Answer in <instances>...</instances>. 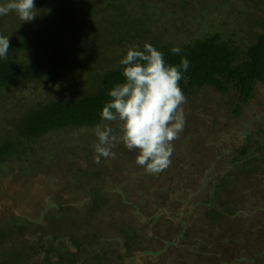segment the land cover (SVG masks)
<instances>
[{
  "label": "rangeland",
  "instance_id": "1",
  "mask_svg": "<svg viewBox=\"0 0 264 264\" xmlns=\"http://www.w3.org/2000/svg\"><path fill=\"white\" fill-rule=\"evenodd\" d=\"M169 1L178 5L180 2L148 0V5L161 10ZM201 1L205 2L203 6L188 10L189 19L184 18L182 28L180 23L178 29L162 24V30L175 43L220 31L224 36L236 33L237 44L243 46L249 43L250 32H254L250 22L258 20L264 25V0ZM263 30L260 25L255 28L257 32ZM74 78L69 76L62 89L45 85L36 91L26 90L25 94L30 99L57 98L61 92L66 95L77 89L78 79H82ZM218 98L210 88L186 98L185 126L174 141L171 164L158 174H150L139 166L138 152L129 151L123 143L112 148L113 155L100 157L97 162L96 128L62 131L24 144V154L0 165V222L32 223L24 236L32 248L28 252H32V259L26 264H48L45 251L38 248L33 252V248L42 241L41 237L46 249L54 242L49 234H41L49 219V226L64 238L66 250L76 251L69 234L84 238L88 232H96V242L103 243L107 256L100 262L92 260L86 264H264V168L257 185L243 183L239 189L230 188L227 194L234 215L224 217L216 228L222 235L219 245L223 251L213 252L206 246L210 244L211 231L205 220L208 192L225 172L231 171L232 160L238 154L235 150L250 134L251 141L264 143V134L256 138L257 127L264 130V84L239 118L219 110ZM105 124L118 129L117 122ZM186 134L188 138L184 140L182 136ZM201 184L206 186L203 191H199ZM97 190L107 198L106 205L89 217L91 194ZM59 207L66 212L57 214ZM185 220L189 237L181 234ZM121 223L125 226L117 228ZM122 229H129L134 237L128 246ZM170 240H179V245L182 243L190 251L185 255L187 259H174L169 248L163 250L165 241ZM201 243L206 245L200 246ZM11 246L8 240L0 242V258ZM195 254L205 256L199 258ZM50 255L52 264H58L56 255Z\"/></svg>",
  "mask_w": 264,
  "mask_h": 264
},
{
  "label": "trees",
  "instance_id": "2",
  "mask_svg": "<svg viewBox=\"0 0 264 264\" xmlns=\"http://www.w3.org/2000/svg\"><path fill=\"white\" fill-rule=\"evenodd\" d=\"M7 2L0 0V4ZM34 2L36 17L31 21L23 22L15 11L0 15V35L8 36L10 40L7 59L0 58V165L24 154V144L62 131L95 129L108 122L101 119L100 113L104 104L111 99L108 92L124 80L120 60L132 45H139L143 49L145 43L152 44L164 54L165 62L171 65H179L182 57L187 58L189 67L179 82L186 98L201 90L213 89L219 95L216 103L220 106L219 110L234 118L242 115L255 98L258 87L264 84V30L255 31L256 26L264 28V25L258 20L250 22L254 32L248 33L251 38L247 45L237 44L236 33L224 36L220 31L177 44L162 30V24L167 23L178 29L180 23L179 28H182L184 18L189 19L188 10H192L193 6H203L205 2L180 0L178 5L169 1L170 4H164L161 10L150 7L148 0ZM173 47H179L181 52L173 53ZM69 76L82 79H78L77 89L69 94L63 95L57 90L61 96L45 99H30L25 94L26 90L36 91L45 85L62 89ZM214 125L217 126L216 122ZM224 125L225 128L228 126L227 123ZM257 128L256 138H260L264 130L259 126ZM250 136L242 147H237L235 151L238 154L232 160L231 171L225 172L216 185L213 183V189L208 192L210 197L205 201V220L211 227L208 237L210 244L201 243L200 246L206 245L213 252L221 250L219 244L222 235L216 230L219 222L224 217L234 215L227 199L230 188L239 189L243 183L251 185L250 182L257 185L259 173L264 168V143L257 139L251 141ZM182 137L184 140L188 138L187 134ZM204 184L200 185L199 191L206 187ZM91 196L89 217L102 210L107 200L101 190L93 192ZM214 202L219 204L215 205ZM58 209L57 214L66 212L61 207ZM187 211L189 213L191 210ZM48 221L51 222L50 219ZM50 222L41 234H49L54 242L46 249L41 237L42 241L33 248V252L38 248L45 251L46 263L52 264L50 254L56 255L58 264L100 262L107 256L105 246L101 247L103 243L96 242L97 234L92 231L84 238L69 234L76 251L66 250L64 238L49 226ZM186 222L181 234L189 237ZM31 226V222L24 220L6 224L0 222V242L8 240L12 243L11 248L7 249L9 251L1 256L0 264H26L32 259V252L28 254L32 248L24 238ZM124 226L125 223L116 225L120 229ZM121 235L125 237L126 246L134 241L129 229H122ZM179 242L165 241L163 250L169 248L174 259L185 257L190 251L185 250ZM173 245L176 246L175 250ZM204 254L195 255L201 258Z\"/></svg>",
  "mask_w": 264,
  "mask_h": 264
},
{
  "label": "clouds",
  "instance_id": "3",
  "mask_svg": "<svg viewBox=\"0 0 264 264\" xmlns=\"http://www.w3.org/2000/svg\"><path fill=\"white\" fill-rule=\"evenodd\" d=\"M36 10L34 0L0 4V15L15 11L23 22L33 20ZM9 48V37L0 35V58L7 59ZM171 51L179 54L181 49L173 47ZM120 64L124 80L108 92L111 99L100 113L103 121L117 122L118 129L110 124L96 127L97 162L100 157L113 155L112 148L123 143L129 151L138 152L139 166L158 174L170 166L174 141L185 126L186 96L179 82L189 60L182 57L179 65L167 64L161 51L145 43L143 49L139 45L129 47Z\"/></svg>",
  "mask_w": 264,
  "mask_h": 264
}]
</instances>
